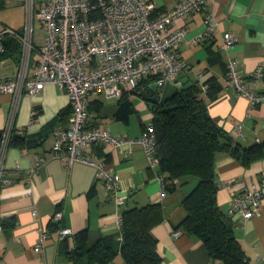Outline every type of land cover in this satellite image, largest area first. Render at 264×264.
<instances>
[{
  "label": "crops",
  "instance_id": "1",
  "mask_svg": "<svg viewBox=\"0 0 264 264\" xmlns=\"http://www.w3.org/2000/svg\"><path fill=\"white\" fill-rule=\"evenodd\" d=\"M179 0H154L159 9L174 7ZM205 11H213L218 22L210 34H203ZM23 0H0V30L16 27L23 21ZM3 26V27H2ZM185 30V37L176 48L177 56L186 66L178 72L180 84L167 83L161 87L160 97L183 82L198 86L214 79L220 90L212 99L206 97L207 111L215 125L242 145L264 140V101L250 107L226 79V53L221 49V35L230 31L238 40L228 55L238 61L245 85L264 91V79L255 78L258 66L264 68V0H214L205 8L177 18L171 25ZM2 27V28H1ZM199 37L196 43L191 40ZM40 41V39H39ZM36 58V57H35ZM18 49L9 44L0 57V77L8 78L17 70ZM148 84V83H147ZM120 98V97H119ZM108 98L103 93L85 97L91 113L89 122L99 129L107 127L115 136H140L142 123L152 118L147 100L138 91H124L122 98ZM10 96L0 94V129L7 121ZM131 108V109H130ZM69 105L66 93L56 84H46L36 96L23 95L14 117V134L28 135L7 149L4 161L5 178L0 185V264H74L66 254L72 246L73 234L86 231L90 240L98 236L118 235L114 217V201L97 168L83 161L66 166L51 152L53 132L68 124ZM241 125V126H240ZM240 126L239 133L235 129ZM120 148L109 142L93 143L82 148L84 155L94 162H103L111 168L118 180L120 192L127 194L124 208L149 203L162 204V219L151 227L157 240L160 264H214L206 248L196 235L185 233L178 225L186 215L182 206L185 194L195 184L189 177L165 194L157 179V167H150L143 148L132 145ZM44 162L34 173L25 174L35 166V158ZM218 182H239L238 191L250 183L264 182V159L243 167L229 153L219 151L214 157ZM229 192L219 186L217 203L227 211ZM60 212V219L53 215ZM234 235L239 241L246 264H264V208L262 215L240 221L235 215ZM51 220L57 221L51 228ZM60 227H69L72 235L57 239ZM181 232L177 235L174 231ZM45 238L40 250L34 246L41 235ZM118 249L119 240L114 243ZM106 264H125L119 251Z\"/></svg>",
  "mask_w": 264,
  "mask_h": 264
},
{
  "label": "built area",
  "instance_id": "2",
  "mask_svg": "<svg viewBox=\"0 0 264 264\" xmlns=\"http://www.w3.org/2000/svg\"><path fill=\"white\" fill-rule=\"evenodd\" d=\"M214 0H179L172 8L159 9L154 0H23V22L19 30L4 26L0 30V57L5 51L4 40L12 36L20 42L17 70L14 76L0 77V94L10 96L7 121L0 139V185L5 178V155L14 129V117L23 95L36 96L46 84H56L68 98L69 118L65 127L53 132L51 152L68 167L74 161H83L97 168L107 192L114 201V217L120 230L121 211L127 194L120 192L113 170L103 162H94L84 155L82 148L93 143L109 142L120 148L140 145L150 167H157L156 139L151 122L145 124L140 136H115L105 127L97 128L89 122L91 113L86 95L103 93L108 98H119L124 91L145 88V80L154 81L157 87L167 83L180 84L178 72L186 66L177 56L176 48L185 37V30L174 28L175 19L200 11ZM203 34L212 33L218 22L213 11H205ZM42 29L40 41L35 40V26ZM199 37L191 40L196 43ZM238 38L230 31L221 35V49L226 53V79L237 93L246 98L250 107L264 101V93L245 85L238 68V61L228 55ZM36 57V58H35ZM264 68L258 66L253 73L261 76ZM144 81V82H143ZM205 95L207 86L201 84ZM241 126V125H240ZM240 126L235 129L239 133ZM44 162L35 158V166L28 176ZM157 179L163 187L162 175ZM176 181V180H175ZM239 182H221L229 192L226 213L240 221L262 215L264 208V182L250 183L240 190ZM60 212L53 219H60ZM181 231L176 229L174 234ZM72 235L69 227H60L57 239ZM45 234L41 233L34 251L40 250ZM220 264V263H218Z\"/></svg>",
  "mask_w": 264,
  "mask_h": 264
},
{
  "label": "trees",
  "instance_id": "3",
  "mask_svg": "<svg viewBox=\"0 0 264 264\" xmlns=\"http://www.w3.org/2000/svg\"><path fill=\"white\" fill-rule=\"evenodd\" d=\"M9 44H13L19 53L20 42L16 38L6 36L5 48ZM261 77L264 79V71ZM148 81H143L145 87ZM207 83L209 87L205 95L197 83L192 82L183 88H173L163 97L157 95L155 101L148 102L156 139V171L162 175L165 194L189 177L196 179L182 200L186 215L178 227L202 240L214 264H246L245 253L234 235V219L217 203L216 192L220 183L214 169V157L217 152L225 151L243 167H248L251 162L264 159V140L256 139L242 145L234 136L217 127L207 111L206 97L214 98L220 86L214 79ZM145 124H141L143 131ZM13 132L14 129L8 146L17 140L28 139L26 134L19 136ZM1 134L2 129L0 139ZM161 219V203L123 208L118 235L90 240L86 231H79L71 236L72 246L66 251L67 257L74 264H106L119 251L125 264H160L157 240L150 230ZM49 224L56 228L57 221L51 220ZM117 237L118 249L114 245Z\"/></svg>",
  "mask_w": 264,
  "mask_h": 264
},
{
  "label": "water",
  "instance_id": "4",
  "mask_svg": "<svg viewBox=\"0 0 264 264\" xmlns=\"http://www.w3.org/2000/svg\"><path fill=\"white\" fill-rule=\"evenodd\" d=\"M188 84H190L188 81L183 82L179 88H183ZM160 91H161V88L157 87L154 81H151L146 85L144 89H140L138 91V95L149 102H153L156 100V96L160 94Z\"/></svg>",
  "mask_w": 264,
  "mask_h": 264
},
{
  "label": "rangeland",
  "instance_id": "5",
  "mask_svg": "<svg viewBox=\"0 0 264 264\" xmlns=\"http://www.w3.org/2000/svg\"><path fill=\"white\" fill-rule=\"evenodd\" d=\"M23 22V21H22ZM3 27V26H2ZM1 27V28H2ZM22 27V24H20V25H18V26H16V27H13L14 29H16V30H19L20 28ZM42 34H43V32H42V29L38 26V25H36L35 26V34H34V36H35V40L36 41H39V39H40V37L42 36ZM166 88L167 87H164V90H163V94L165 95L166 94ZM172 89H173V87H171ZM170 92V91H169ZM168 92V93H169ZM167 93V94H168Z\"/></svg>",
  "mask_w": 264,
  "mask_h": 264
}]
</instances>
